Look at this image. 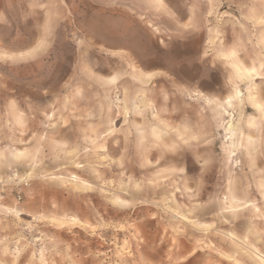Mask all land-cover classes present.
<instances>
[{
  "label": "rangeland",
  "instance_id": "obj_1",
  "mask_svg": "<svg viewBox=\"0 0 264 264\" xmlns=\"http://www.w3.org/2000/svg\"><path fill=\"white\" fill-rule=\"evenodd\" d=\"M262 182L264 0H0V264H264Z\"/></svg>",
  "mask_w": 264,
  "mask_h": 264
},
{
  "label": "bare ground",
  "instance_id": "obj_2",
  "mask_svg": "<svg viewBox=\"0 0 264 264\" xmlns=\"http://www.w3.org/2000/svg\"><path fill=\"white\" fill-rule=\"evenodd\" d=\"M261 63V62H260ZM254 66V65H253ZM260 70V69H259ZM238 72H240L239 74V77L241 79V77H244V76H250L251 74L255 73V75H258L257 74V68L256 67H253V68H250V69H239L238 68ZM259 76V75H258ZM238 79V78H237ZM235 85V84H234ZM238 87V86H236ZM234 88V87H233ZM240 93L238 91H236V95L235 96H238ZM233 99V98H232ZM251 99V98H250ZM142 100V99H141ZM231 99L230 98H227L226 99V102L228 104H230V101ZM258 100V99H257ZM225 103V102H224ZM257 106V104L255 105V107ZM258 107V106H257ZM224 109V108H223ZM255 109H258V108H255ZM252 119V118H251ZM256 121V120H255ZM252 122V121H251ZM253 123V122H252ZM228 129V132L232 138V143H231V149L234 150L236 149V144L233 142L234 138H236L237 136V130L235 129V127L230 124L229 128ZM238 129V128H237ZM243 131V130H242ZM259 138V137H258ZM229 146V147H230ZM237 150V149H236ZM227 151V150H226ZM239 151V150H238ZM237 153V152H236ZM25 152H22V151H18L16 154H15V158L16 160H21L23 158H25ZM252 159V158H251ZM252 161V160H251ZM76 178V177H75ZM235 181V180H234ZM236 184V183H235ZM232 188V186H231ZM260 188L261 189H264V182L260 183ZM247 192V191H246ZM246 193L239 187L237 186L236 188H234L231 193H230V196H229V204H230V207L232 209H239V208H243L244 206H246L248 204V202L246 201ZM263 196H264V192H263ZM223 207V206H222ZM229 210V209H228ZM241 214V213H240ZM230 237V236H229ZM264 262V261H263Z\"/></svg>",
  "mask_w": 264,
  "mask_h": 264
},
{
  "label": "built area",
  "instance_id": "obj_3",
  "mask_svg": "<svg viewBox=\"0 0 264 264\" xmlns=\"http://www.w3.org/2000/svg\"><path fill=\"white\" fill-rule=\"evenodd\" d=\"M28 185H29L28 181H24V182L18 187V189H17V191H16V194H17V197H16V203H17V205H20V204H21V202H22V195H23V189H24L25 187H28ZM3 199H4V197H3V196H0V207H1V205H2Z\"/></svg>",
  "mask_w": 264,
  "mask_h": 264
}]
</instances>
